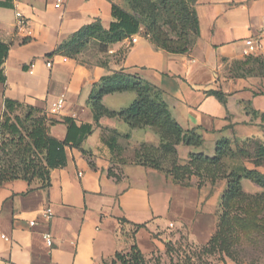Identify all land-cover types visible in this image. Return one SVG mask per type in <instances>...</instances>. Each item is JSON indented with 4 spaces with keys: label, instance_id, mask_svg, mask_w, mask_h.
I'll use <instances>...</instances> for the list:
<instances>
[{
    "label": "crops",
    "instance_id": "1",
    "mask_svg": "<svg viewBox=\"0 0 264 264\" xmlns=\"http://www.w3.org/2000/svg\"><path fill=\"white\" fill-rule=\"evenodd\" d=\"M57 3L0 0V41L10 47L3 65L6 82H0V119L5 99H10L59 121L70 117L78 125L95 124L89 105L95 87L103 77L122 71L159 87L184 130L200 128L204 142L199 149L213 147L216 155L221 139L264 144V50L257 56L244 55L248 39L264 46V0H197L200 37L189 52L171 54L140 35L135 44L129 38L111 45L107 55L124 52V58L107 65L49 55L98 19L108 30L114 20L113 1L63 0L59 8ZM17 13L28 20L26 28L18 27ZM212 90L223 93L226 104L206 94ZM61 99L63 108L53 114L52 106ZM136 99L133 91L115 93L106 95L103 105L121 111ZM121 123L101 118L82 144L88 156L67 147V165L51 171L50 187L23 180L0 187V264H104L134 244L151 251L158 243L155 236L162 238L180 227H187L197 243L211 239L227 184L221 187L219 201L214 197L202 203L198 186L176 184L155 168L124 165L118 175H111L110 162L100 155L101 133ZM49 132L63 141L67 127L59 123ZM246 166L264 174V166ZM241 185L248 194L262 190L250 179ZM48 208L50 219L44 215Z\"/></svg>",
    "mask_w": 264,
    "mask_h": 264
},
{
    "label": "trees",
    "instance_id": "2",
    "mask_svg": "<svg viewBox=\"0 0 264 264\" xmlns=\"http://www.w3.org/2000/svg\"><path fill=\"white\" fill-rule=\"evenodd\" d=\"M159 4L165 6L169 25L174 28L178 23V16L185 20L183 24L184 34L192 39L180 42H173L166 38L157 27V19L160 12L151 11L150 3L145 1L140 7L139 1L134 0L133 10L129 12L113 3V22L106 30L98 19L94 23L86 25L72 35L67 41L60 44L56 50L49 55H65L71 59H76L77 54L91 42H95L100 47L101 53H108L110 46L123 42L126 39L140 33L143 27L146 28L144 17L151 16L154 20L153 26L147 27L145 36L149 38L150 32L153 34L150 42L157 48L171 54H185L189 52L200 37L199 21L196 14L197 0H158ZM1 5L8 6V3ZM160 8V6H159ZM149 13V14H148ZM182 24V23H180ZM9 45L0 41V82L5 83L4 63L8 57ZM107 65V63L102 64ZM133 91L137 92L138 98L133 104L121 111H110L103 105V98L106 95ZM164 92L157 86L145 80L122 71L114 72L101 79V83L89 100V105L94 113L95 124L78 125L73 118L65 117L62 121L49 116L45 111L25 106L20 102L5 99V113L0 119V187L5 183L23 180L32 184L39 181L44 188L51 186V171L64 168L67 165L66 148L80 149L85 155L88 152L82 150L84 141L93 134L95 125H99L101 118H121L135 127L133 120L144 116L148 106L160 102V96ZM207 95L217 97L223 104L226 98L219 91H208ZM164 103H161L163 105ZM264 119V115L262 116ZM59 123L67 127L65 140L61 141L50 135V128ZM173 126L181 134L180 142L185 146L200 147L204 140L198 134L200 128L184 130L176 121ZM103 141L104 140L103 138ZM113 145L109 144L112 150L117 146L116 139H112ZM260 143V142H259ZM241 144H248L249 147H241ZM262 144V143H260ZM257 146V141L231 142L221 139L217 142L216 155L207 157L203 154H193L190 158L193 161H201L212 168L209 174L212 176V184L217 180H226V191L222 197L224 213L219 217L217 229L208 241V247L216 249L233 260H238L237 246H241L246 241L264 245V193L261 195H251L243 191L241 182L250 179L257 186L264 189V174L247 168L246 163H253L256 167L264 166V145H259L253 154L252 147ZM254 149V148H253ZM170 178V173L165 172ZM173 182L184 187L193 186L191 183H183L176 177ZM201 185L198 186L200 189ZM130 253L131 257L127 254ZM128 253H118L111 261L104 264H146L143 253L137 245H133Z\"/></svg>",
    "mask_w": 264,
    "mask_h": 264
},
{
    "label": "rangeland",
    "instance_id": "3",
    "mask_svg": "<svg viewBox=\"0 0 264 264\" xmlns=\"http://www.w3.org/2000/svg\"><path fill=\"white\" fill-rule=\"evenodd\" d=\"M111 1L129 12L135 13V10H133L134 0ZM138 1L140 7L147 1L151 5V7L147 5L151 11L155 13L160 12L157 19L158 26L155 27L157 32L159 31L173 42H184L185 40L189 42L192 39L193 34L191 36L184 34L183 24H185V20L182 16L177 17L178 23L173 28L169 25L171 18L168 16L165 6L160 5L158 0ZM143 19L146 23V28L143 27L141 29L140 34L142 36L147 33L148 26L154 25L152 15H147ZM152 35L150 32L149 40L152 39ZM123 58L124 52L115 55L101 53L99 45L95 42L88 44L76 57L79 62L88 64H105L109 61L120 63ZM135 93L138 98L139 94ZM160 100V102H155L154 105L148 106L144 116L132 121L135 127H131L130 123L124 119L117 118L119 121H122L120 127L102 129L101 144L103 145V149L100 155L106 157L110 162L112 166L110 169L111 175H118L121 171V166L124 165H143L158 169L164 173L169 172V179L172 181L176 177L183 183H191L194 186L201 185L200 189L203 190L201 202L214 197L219 201L223 192L221 187L224 182L226 183V180L217 178L214 182L215 184H212V176L209 175L212 172V168L204 162L193 161L190 158L194 154L190 152L193 151H203L208 156H214L213 147L205 146L208 149L204 148L201 150L198 147L193 149L188 148L182 142L177 144L181 140V134L173 126V121L176 120L173 117L167 96L164 93L161 94ZM161 103L164 104L161 105ZM198 134H201V132L199 131ZM103 138L106 140V143L103 141ZM112 139H116L117 141L115 150L109 147V144H114ZM262 144L257 141V146L252 147L253 154H255L254 150ZM241 147L250 148V145L247 144L245 146V144H241ZM103 151H106L107 154L103 153ZM214 186L218 187L214 189ZM224 190L226 191V187ZM262 193H264V189L251 195H261ZM220 205H222V200ZM220 205L218 211L219 217L224 213V208ZM155 238L158 240V243L153 246L151 251H142L140 249L146 264H264V245L260 246L257 243L253 244V242L249 241H246L241 246H237L238 260H233L218 250L208 247V242L197 243L192 241L187 227L173 229L166 236L162 238L155 236ZM128 255L131 257L130 253ZM117 264L120 263L118 262Z\"/></svg>",
    "mask_w": 264,
    "mask_h": 264
},
{
    "label": "built area",
    "instance_id": "4",
    "mask_svg": "<svg viewBox=\"0 0 264 264\" xmlns=\"http://www.w3.org/2000/svg\"><path fill=\"white\" fill-rule=\"evenodd\" d=\"M63 3V0H58V3H57V5H56V7H60L61 6V4ZM17 17H18V27L20 28V29H24V28H26L27 26H28V20L21 14V13H17ZM141 34L140 33H138L137 35H135V36H132L131 38H130V40H131V44H135V43H137L138 42V40H139V38L141 37L140 36ZM144 37H146V38H148L147 36H145L144 35ZM245 44H246V49H245V51H244V55L246 56V57H252V56H257V55H259V54H262V52H263V50H264V46L262 45V43L259 41V40H255V39H248V40H246L245 41ZM68 60V58L67 57H65L64 58V61H67ZM47 65L49 66V67H51L52 66V62H51V60H49L48 62H47ZM31 70H30V73H33L34 71H33V69H34V67H35V65L34 64H31ZM63 106H64V100H59L56 104H54L53 106H52V109H51V112L53 113V114H56V113H58L62 108H63ZM47 218H51L52 217V209L51 208H48L47 210H46V212H45V214H44ZM33 224V223H32ZM45 239H46V241H47V244L49 245V246H51L52 245V237H51V235L50 234H47V235H45Z\"/></svg>",
    "mask_w": 264,
    "mask_h": 264
}]
</instances>
